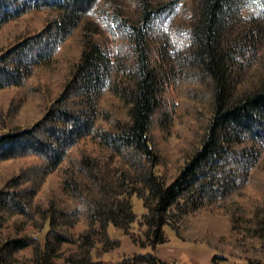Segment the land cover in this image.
I'll return each instance as SVG.
<instances>
[{"label":"trees","instance_id":"16d2710c","mask_svg":"<svg viewBox=\"0 0 264 264\" xmlns=\"http://www.w3.org/2000/svg\"><path fill=\"white\" fill-rule=\"evenodd\" d=\"M101 1L0 0V27L27 12H55L41 33L26 37L0 56V89L26 86L34 68L52 58L64 41L81 30L83 15ZM182 1L196 4L190 39L195 46L193 58L182 64L183 69L199 68L200 72L196 69L193 74L208 79L213 109L192 140L186 164L169 182L157 169L165 158L158 147V131L166 132L171 112L167 99L162 101L158 95L160 79L154 71L157 62L149 55L147 29L153 16ZM245 1L166 0L164 7L158 8L142 0L144 23L132 26L131 32L139 55L138 76L130 85L129 97L119 93L118 97L125 99L115 100L107 108L95 107L93 99L81 100V95L98 94L107 83L115 88L118 66L97 41L84 43L71 72L73 81L70 79L47 114L31 127L0 134V160L29 156L40 160L0 189V234L11 221L19 232L26 231L28 225L36 230L9 233L5 238L0 235V264L28 248L33 249L36 264H52L64 243L76 245L67 261L95 264L96 254L118 246L110 237L111 226L131 235L134 242H138L131 233L134 224L146 226L144 234L156 245L165 242L164 227L179 232L185 220L204 208L233 212L240 229L264 244V76L248 82L243 95L231 101L235 47L228 49L229 42L228 47L224 43L228 30L241 19ZM247 30L243 40L255 43L258 31ZM29 90L38 91L34 86ZM123 106L128 119L123 117ZM233 142L236 146L232 148ZM244 143H252L259 151L240 148ZM254 151L263 157L259 164ZM65 163L62 187L47 203L42 202L37 195L45 178ZM242 172L250 177L246 189L257 188L256 193L244 201L232 194L217 205L220 197L226 199L231 194L225 195L229 179ZM134 195L143 200L147 210L141 219L135 212ZM81 221L86 227L76 235L74 228ZM47 227L43 239L39 233ZM145 259L152 261L154 256L138 254L130 260L139 264Z\"/></svg>","mask_w":264,"mask_h":264},{"label":"rangeland","instance_id":"374dc122","mask_svg":"<svg viewBox=\"0 0 264 264\" xmlns=\"http://www.w3.org/2000/svg\"><path fill=\"white\" fill-rule=\"evenodd\" d=\"M165 1L148 0L158 8L164 7ZM142 3V0L98 2L95 8L83 15L85 25L81 30H77L71 39L64 41L52 58L42 61L34 68L26 86L0 89V134L31 127L47 114L64 92L70 79L73 81V66L80 60L82 48L87 42L92 44L97 41L104 52L113 58L118 66L116 72L119 79L116 86L114 85L115 88H110L111 84L107 83L100 87L98 94L85 93L81 95V100L93 99L94 106L103 109L110 107L113 101H119V93L129 97L130 85L138 76L139 62L131 32L132 26L139 27L144 23ZM194 5L196 4L183 1L172 6L170 4L157 16H153L147 29L149 55L157 62L154 71L160 79L158 95L162 101L167 99L168 110L171 112L166 132L158 131V147L165 158L163 165L157 169L169 182L176 178L186 164L192 149V140L195 135L200 134L201 125H205L213 109L212 90L208 79L193 74L197 70L200 72L199 68L196 70L190 66L193 70L186 72L182 65L184 62L189 63L193 58L195 46L194 41L190 39L193 36L192 24L196 20ZM243 6L241 19H238L233 30H228L224 40L225 47H228L227 42L230 44L228 49L235 47L232 49L235 62L231 65V101L243 95V89L248 82L264 76V0H246ZM53 13L55 12L46 9L27 12L3 24L0 27V56L26 37L41 33L50 17L54 16ZM254 28L258 35L255 43L251 44L243 39L247 35L245 30ZM31 86L38 91H30ZM121 98L125 99L123 96ZM123 108V117L128 119L126 106ZM235 143H232V148L236 146ZM89 146L93 147L92 144ZM239 147H250L249 151L256 148L255 151H259L252 143H244ZM255 151L253 153L258 156ZM262 154L264 155V151ZM258 158L259 164L263 157ZM39 162L40 160L33 156L0 160V189L4 188L9 180ZM66 166L67 163L47 175L37 195L39 200L47 203L51 195L60 190L64 180L63 169ZM249 180L247 172L232 176L229 179V188L225 190V195L231 194L226 199L220 197V202L216 204L224 203L232 194L236 200H247L249 195L257 190L246 189ZM133 201L135 212L141 219L147 211L143 200L134 195ZM225 211L222 208H204L196 216L185 220L179 232L166 226L165 242L156 245L144 234L146 226L136 223L132 227L131 233L139 243L134 242L131 235L111 226L110 237L118 246L100 256L96 254L95 264H134L131 260L138 254L154 256V260L145 259L139 264H264V244L257 236L250 234L251 232L246 234V230L240 229L241 225L236 222L237 218L233 212ZM85 225V222H79L74 228V233L78 235L85 229ZM47 229L48 227L39 233L41 238L45 236ZM33 230L36 231L33 226L26 227V231ZM26 231H17L16 224L11 221L3 226L0 235L5 238L9 233L21 235ZM75 247L76 245L71 243H64L57 252L59 256L54 257L51 263L72 264L66 258L74 252ZM12 257L13 259L5 264H36L32 248L18 251Z\"/></svg>","mask_w":264,"mask_h":264}]
</instances>
